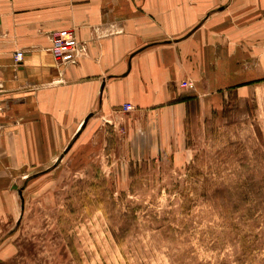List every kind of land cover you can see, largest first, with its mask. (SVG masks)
Masks as SVG:
<instances>
[{"label": "crops", "instance_id": "crops-1", "mask_svg": "<svg viewBox=\"0 0 264 264\" xmlns=\"http://www.w3.org/2000/svg\"><path fill=\"white\" fill-rule=\"evenodd\" d=\"M70 28L79 50L55 58L50 36ZM262 76L264 0H0V179L48 170L124 115L182 146L192 103L219 114Z\"/></svg>", "mask_w": 264, "mask_h": 264}, {"label": "rangeland", "instance_id": "rangeland-1", "mask_svg": "<svg viewBox=\"0 0 264 264\" xmlns=\"http://www.w3.org/2000/svg\"><path fill=\"white\" fill-rule=\"evenodd\" d=\"M253 81L219 114L192 103L182 146L124 115L48 170L0 179V264H264V76Z\"/></svg>", "mask_w": 264, "mask_h": 264}, {"label": "built area", "instance_id": "built-area-1", "mask_svg": "<svg viewBox=\"0 0 264 264\" xmlns=\"http://www.w3.org/2000/svg\"><path fill=\"white\" fill-rule=\"evenodd\" d=\"M50 49L55 58H69V60H72V56L77 54L79 50L75 31L70 28L54 32L50 36ZM22 57L23 52L21 50L16 51L14 53L15 63H19ZM125 108L129 109L130 105H125Z\"/></svg>", "mask_w": 264, "mask_h": 264}, {"label": "water", "instance_id": "water-1", "mask_svg": "<svg viewBox=\"0 0 264 264\" xmlns=\"http://www.w3.org/2000/svg\"><path fill=\"white\" fill-rule=\"evenodd\" d=\"M19 194H20V197H21V199H22V194H21V191L19 190Z\"/></svg>", "mask_w": 264, "mask_h": 264}]
</instances>
